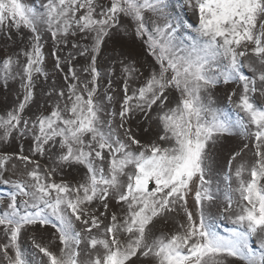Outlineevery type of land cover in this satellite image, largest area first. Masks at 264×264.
<instances>
[{"label":"snow or ice","instance_id":"6c2138e0","mask_svg":"<svg viewBox=\"0 0 264 264\" xmlns=\"http://www.w3.org/2000/svg\"><path fill=\"white\" fill-rule=\"evenodd\" d=\"M0 53V264H264V0H0Z\"/></svg>","mask_w":264,"mask_h":264},{"label":"rangeland","instance_id":"374dc122","mask_svg":"<svg viewBox=\"0 0 264 264\" xmlns=\"http://www.w3.org/2000/svg\"><path fill=\"white\" fill-rule=\"evenodd\" d=\"M173 4L175 5V0H172ZM36 3H39V0H36ZM176 12L185 19L186 22L189 23H194L195 22V18L192 16L190 11H183L180 12L179 7H176ZM50 42H48V44L46 45L45 48V54H46V58H47V68L48 71L50 73V79L47 82H44L43 79H41V84L42 86L45 84H51L53 80L57 79V76L55 74V72L53 71V60L50 56ZM136 51H139V49L137 48ZM107 52V49H106ZM0 55H2V53H0ZM119 78V71L117 70L116 72V76L114 77V79H117L118 81ZM60 83H62V79L59 80ZM104 83H106V80L104 81ZM235 85H230V86H225V85H220L217 87V89L213 90V96L212 99L214 101V106L216 107H226L227 106V97L225 94V88H227L229 91H231L232 88H234ZM104 89H101V91H103ZM18 91V83H11L9 84L8 88L5 89L3 87L2 84H0V114H3L4 112H6V110L8 108H10L12 106V102L15 100V92ZM37 95L35 97V102L32 103L30 105V107L26 110V115H32L33 113H36L37 110L41 107L44 106V99L45 97L42 94L41 88H37ZM114 107L118 108V104L114 105ZM239 140L238 138H233L232 143H238ZM28 143H25V148H27ZM16 145L13 144L12 145V149L10 150H15ZM250 157H245V159H248ZM238 163V162H237ZM218 166L223 167L224 171H227V164L224 161L223 156H221V158L218 160ZM233 171H234V167H233ZM219 174V173H218ZM59 179V178H57ZM223 187V185L221 186ZM223 199V196L221 195V200ZM190 206L194 207V205H192V201H189ZM211 212L213 214H215L217 212V208L213 207L211 209ZM218 223L221 224L222 227H228V222L226 220H218ZM31 235V233H25L24 236L22 237V244L24 246H28L29 244V236ZM237 264H240V262H237Z\"/></svg>","mask_w":264,"mask_h":264}]
</instances>
